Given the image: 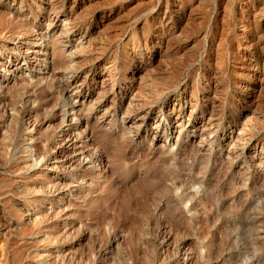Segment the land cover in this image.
<instances>
[{"label": "rangeland", "instance_id": "obj_1", "mask_svg": "<svg viewBox=\"0 0 264 264\" xmlns=\"http://www.w3.org/2000/svg\"><path fill=\"white\" fill-rule=\"evenodd\" d=\"M263 42L264 0H0V264H264Z\"/></svg>", "mask_w": 264, "mask_h": 264}, {"label": "bare ground", "instance_id": "obj_2", "mask_svg": "<svg viewBox=\"0 0 264 264\" xmlns=\"http://www.w3.org/2000/svg\"><path fill=\"white\" fill-rule=\"evenodd\" d=\"M264 43V42H263ZM260 46V45H259ZM262 48V47H261ZM261 51H262V49H261ZM259 52V51H258ZM258 54V53H257ZM263 54V53H262ZM262 56V55H261ZM260 57V56H259ZM253 106V105H252ZM82 116V115H81ZM71 136V135H70ZM84 148V147H83ZM84 150V149H83ZM100 157V156H99Z\"/></svg>", "mask_w": 264, "mask_h": 264}]
</instances>
